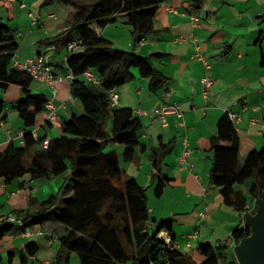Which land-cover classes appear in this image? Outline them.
I'll return each mask as SVG.
<instances>
[{
    "label": "trees",
    "instance_id": "16d2710c",
    "mask_svg": "<svg viewBox=\"0 0 264 264\" xmlns=\"http://www.w3.org/2000/svg\"><path fill=\"white\" fill-rule=\"evenodd\" d=\"M40 1V7L75 6L68 27L39 43L51 46L60 43L65 36V47L71 41L79 46L66 53L64 67L73 75L70 95L80 101L83 112H72L69 118L62 120L60 135L49 140L47 149L40 147L44 137L34 140L32 130L48 98L43 93H31L29 87L33 79L12 66L18 47L15 31L0 22V90H6L10 84L20 87L21 98L13 108L23 127V143L8 142L0 150V181L10 183L25 175L37 179L64 175L60 191L66 193L64 187L68 180H72L73 186L59 213H54L53 209L58 204L57 193L37 202L33 210L13 212L23 225L16 227L1 222L0 240L12 231L17 233L25 226L41 227L51 220L64 228L54 236L59 245L55 255L58 262L63 260L62 252H66L64 261L73 253L77 264H238L222 242L215 245L198 242L188 254L178 248H168L157 234L162 229L169 232L171 219L155 223L150 216L145 189L134 178L123 179L120 158L124 162L134 159L143 122L133 109L112 106L107 92L139 76L148 79V89L155 93L168 88L169 78L152 63V57H160L162 53L141 56L133 50L114 47L94 27L103 28L118 16L122 17L130 27L133 44H137L156 32V11L167 0ZM204 1L188 0L195 11ZM86 69H91L101 83L85 81L81 75ZM3 110L4 102L0 99V114ZM108 143L121 145V153L118 155L114 149L103 151V145ZM238 145L235 126L224 113L217 119L216 135L210 145L209 183L219 189L225 205L238 213L254 212L255 207H248L235 185L245 184L251 200L264 192V143L247 153L243 161L239 159ZM152 164L154 195L159 197L169 179L161 175L158 160L154 159ZM248 234L249 228L241 224L231 232L236 242ZM36 252L34 242L25 243L17 263L24 262L27 254ZM13 256L8 252L5 262L9 263ZM2 262L0 254V264Z\"/></svg>",
    "mask_w": 264,
    "mask_h": 264
},
{
    "label": "crops",
    "instance_id": "0c3cea01",
    "mask_svg": "<svg viewBox=\"0 0 264 264\" xmlns=\"http://www.w3.org/2000/svg\"><path fill=\"white\" fill-rule=\"evenodd\" d=\"M40 2V0H0V22L11 27L10 23L14 21V31H17L23 27L19 20L23 16L22 12H25V20H28L30 27L50 26L55 34L65 30L68 26L63 27L55 23L60 8L57 5L47 8L45 17L36 18V23L31 24V17H34L33 9ZM202 11L205 13L204 19L200 14ZM191 16L198 18L197 24L193 23ZM120 18L118 16L112 23L119 20L120 23L125 24ZM112 23L94 29L104 38L106 30L114 27ZM154 26L156 32L146 37L142 44H138L132 50L141 56H151L156 52L163 54L160 57H152V63L169 78L168 88L151 92L148 89V79L139 76L115 88L120 107L151 113L161 105L176 103L181 112V116L167 115L165 126L158 120L152 119L150 115L140 116L143 123L139 150L141 152L147 150L148 146L143 141L147 140V143H150V150H153L152 158L159 159L158 166L162 176L169 179L159 197L147 198L150 216L155 223L172 219L170 217L172 214L178 215L169 211L172 203L179 206L173 210H179L182 203H187L189 206L186 209L187 216L177 219V222L182 229L188 231H184L181 240H178L174 231V220H171L169 230L172 241L178 249L182 244L181 241L186 240L185 236L191 232L197 234L195 246L198 242L212 243L215 238H221L216 239L217 243L223 242L230 237L232 230L242 223L243 212L238 213L222 203L219 189L209 183V169L212 162L210 145L216 135L217 119L228 111L238 118L233 124L239 138L240 160L243 161L247 153L259 149L264 143V0H205L201 8L196 11L190 7L188 0H167L158 7ZM34 31V29L27 30L25 37L33 34L28 46L34 48V54L43 52V48L46 50L51 48L49 59L54 73L66 75L68 73L64 67L66 50L63 44L66 37L64 36L60 43L47 46L39 43L49 38L47 31ZM24 46H26L25 40L19 43L15 54L19 61L34 55H30V51L25 52ZM197 51L208 61L209 68H205L196 58ZM204 75L213 78L206 95L203 94L200 83V78ZM70 84L67 78L55 83L56 95L53 102L59 106L61 121L69 118L72 112L78 114L83 112L80 101L70 95ZM29 89L31 93L50 96L48 86L40 82L33 87L30 85ZM1 91L0 99L4 102V110L0 114V150L8 142L21 145L18 133L23 134L21 119L17 113L13 114L10 111V108L15 111L13 106L21 98L20 87L11 84L6 90ZM33 130L37 137H47L49 140L58 137L61 133V127H54L46 122L44 112L37 115L36 127H33ZM184 139L188 143L190 153L186 156V163L180 165L177 162ZM111 144L114 145L112 149L117 152L119 145ZM140 155L137 154L136 149L135 157L130 161L132 166H139ZM57 177L37 179L25 175L16 182L0 181V214L13 213V208L22 210L30 193L34 197L33 206L55 194L54 188L62 184ZM130 178L138 182L136 175L126 177V179ZM24 184H28L26 185L28 194L26 190H22ZM72 186V180H68L64 187L65 195L71 194ZM168 190L173 191L174 197L176 194L179 195L180 200L176 202L173 198L167 204L158 206L160 199ZM251 206L250 199L248 207L251 209ZM43 226L37 229L43 230L44 236L35 240L33 236L26 237L31 239L25 243L34 242L37 251L40 247L53 251L54 241H57L54 236L59 234V229L56 224H53L51 229L46 227L43 229ZM18 233L26 239L21 231ZM50 235L55 239L52 243L47 237ZM51 255L54 256L55 264H68V261L58 262L54 252L47 254L46 257ZM1 256L2 261H7L8 252ZM34 256L39 259L37 252ZM18 260V256H13L6 264H17Z\"/></svg>",
    "mask_w": 264,
    "mask_h": 264
},
{
    "label": "rangeland",
    "instance_id": "374dc122",
    "mask_svg": "<svg viewBox=\"0 0 264 264\" xmlns=\"http://www.w3.org/2000/svg\"><path fill=\"white\" fill-rule=\"evenodd\" d=\"M75 2L82 3L83 0H75ZM55 5L60 7L58 10V13H59L58 14V20L55 23L56 24L59 23L63 27L68 26L70 23V20H71V16L73 15V12L75 11V6L73 4H53V5H50L47 7H40V4H39V5H36L33 9V12H34L33 16L37 19H41L42 17H45L46 13L48 12L47 8H50L51 6H55ZM22 13H23V16L20 17L21 19L19 21H20V24L23 25V27H21L17 31L15 30L16 41H17V44L19 45V43H21V41L25 40L26 46H24L23 50L25 52L30 51V55H33L34 54V48H31L32 46L31 47L28 46V44H29L28 42H30L29 40L33 39V34L29 35L28 37H25L28 29H34L35 30L34 32H43V30H46L47 36L49 38L54 37L56 34H55L54 30H51L50 26H46L45 28H42V27H38L37 25H34V26L30 27V25L28 24V20H25V12H22ZM200 14L202 16V19H204L203 16L205 13L202 11V13H200ZM55 16L57 17V13L55 14ZM112 24H113L112 26H114V27H112V29L106 30L104 38L111 40L110 41L111 44L114 47H117L120 49L130 51L133 49V47H137L138 44L132 43L131 34L129 32L130 27L126 23L123 24V23H120L119 20H117L116 23H112ZM10 25L13 29L15 28L14 21H12L10 23ZM45 50H46V48L42 49L43 52ZM16 53H17V50H16ZM36 84H37L36 81H32L31 87L35 86ZM5 105L7 106L8 104H5ZM10 111L13 114H16V112L12 108H10ZM143 141H144V143L147 144L148 148H147V150L141 152L139 150V147H137V154H141L140 160H139V166L138 165H136L138 167H136L135 165L132 166L133 164H131L130 161L124 162L121 160V158H120V166H121L122 174L124 177L123 179H125L126 177H130L132 175H136L138 177L139 185L145 189L146 197L148 198L150 196L151 197L153 196L152 198H155V195H154L155 180H153V173H154L155 169H154L153 164H152L153 160H154L153 159L154 157L152 158L153 150H150V148H149L150 143H147V140H143ZM113 146L114 145H112L111 143L105 144V145H103V151H109L110 149L113 148ZM119 147L117 148V152L120 154L122 151V146L119 145ZM139 151H140V153H139ZM155 159L157 160V158H155ZM158 161H159V159H158ZM147 175H148V178H146ZM161 175H163V174H161ZM16 180L17 179H14V180H12V182H16ZM57 180L59 182H61V181H63V177L58 176ZM26 185H28V184H24L22 190H24V191L26 190L25 192H26V194H28L29 190H28V187ZM246 187L247 186H245V184L235 185V189L240 190L242 192V194L246 200V203L248 205L251 198H250V195H249ZM54 193L59 194V197H58L59 200H58L57 206L53 209H54V213H59L61 211L62 206H63L64 199L67 198L68 195H65L64 191H62V190L60 191V187L58 185L54 188ZM174 196L175 195L173 194L172 190L165 191L163 197L160 199V201L158 203V206L167 204L173 198L176 199V202H178V200H180V196L177 194H176V197H174ZM33 203H34V197H32L31 193H30V195H28L26 197L25 207L22 210H25L28 208L34 209L35 206H33L34 205ZM178 207L179 206L177 204L172 203V205L169 207V211H171V213H178V215L172 214L170 217H172L171 220H174L173 221L174 222V231L177 235L176 237L178 240H181L180 238L183 235L184 231H188V230L182 229V226L180 227L179 222H177V219L184 218L187 216V210L186 209L189 206L187 203L186 204L182 203L180 206L181 208H179V210H173V209H177ZM19 209L20 208H13L12 212L18 211ZM149 212H150V210H149ZM53 224H56V226L58 227V229H59L58 233H62L64 231V228L59 223H56V222L51 221V220L49 223L45 224L42 228L45 229V227H46L48 229H51V226ZM37 228H39V227L38 226L33 227V229H37ZM222 237H226V236H222ZM32 238L35 240L37 238H41V236L39 237V235H33ZM30 239L31 238L23 239L21 237L20 233L17 234L16 232L12 231L9 234L5 235L3 238H1V240H0V253L5 255V253L11 252L14 254V256H18L23 243H25L26 241H28ZM216 239H221V238L213 239L211 242L214 245L217 244L218 240H216ZM185 242H186L185 239H183L181 241L182 244L179 245L180 246L179 251L188 254V253L193 251L192 250L193 248L187 247L185 245ZM53 246H54L53 251L48 250L46 247H40L37 251L38 258L41 260L42 258L46 257V255L49 253H52V252L56 253L57 252L56 250H58V248H59L57 241H54ZM228 251H229L230 255L233 254L232 250L230 248H228ZM66 256H67V253L62 252V258H63L62 261L66 260ZM67 261H68V264H77L76 255L73 253L69 254V258L67 259ZM2 264H6V262L3 261Z\"/></svg>",
    "mask_w": 264,
    "mask_h": 264
},
{
    "label": "built area",
    "instance_id": "2783aa9c",
    "mask_svg": "<svg viewBox=\"0 0 264 264\" xmlns=\"http://www.w3.org/2000/svg\"><path fill=\"white\" fill-rule=\"evenodd\" d=\"M52 17L53 15H49ZM191 19L193 23L197 24L198 18L196 16H191ZM36 18L31 17V24L36 23ZM145 41V39L140 40L137 44H142ZM79 48L76 42H69L66 47V53L75 51ZM196 50H198V46L195 47ZM51 48H48L44 52H37L36 54L29 57H26L25 59L19 61L17 60L16 56L13 57L12 59V66L25 71L33 80L40 82L42 84H45L48 86L50 89V96L47 97L48 99L46 100L44 104V109L43 112L45 114V120L48 124L54 127H61V120H60V115H59V106L54 104L53 98L56 95V86L55 83L59 80L62 81L63 78H67L71 80L73 78V75L71 73H67L66 75L61 74H55L52 68L51 61L49 59L50 53L49 50ZM196 58L200 60L205 66V68H209L208 61L204 58L203 55H201L198 51L195 54ZM82 78H84L85 81L91 83V84H100L101 80L95 75V73L91 69H86L82 73ZM213 78H211L209 75H204L200 78V83L203 88V94L206 95L209 88L211 87L213 83ZM108 97L110 99V104L112 106H118L119 105V96L115 92V88H111L108 90ZM134 113L137 116H147L150 115L152 119L158 120L161 122L162 125H166V116L170 114H175L177 116H181V112L178 109V105L176 103H170V104H165L161 105L160 107L155 108L151 113L147 111H142L135 109L133 110ZM227 115L229 119L234 122L235 120H238L236 115L230 111L227 112ZM32 137L34 140H37V135L35 134L34 130H32ZM18 138L20 139V144L23 143L22 139V133H18ZM49 145V138L44 137V139L40 142V147L45 150L48 148ZM190 153V148H188V143L186 139L183 140V148L180 156L178 157V164L183 165L186 160V156ZM255 202L256 198L252 200V206L251 208L255 207ZM250 212L246 211L242 213V223L241 225H244V216L245 213ZM1 222H6L10 224H14L16 227L22 226L23 223L21 219L17 218L15 214L13 213H7V214H0V223ZM21 234L26 238V237H31L33 235H39L44 236L45 233L41 229H33L31 227H26L21 230ZM157 238L162 241L168 248H178L176 244H174L171 240L170 232H168L165 229H162L158 232ZM186 242L185 245L187 247L193 248L195 246L196 240H197V234L196 232H191L188 233L186 236ZM50 242L52 243L55 239L52 238L51 236L49 237ZM227 248H230L231 250L233 247L236 245V242L234 238L230 235L229 238H227L225 241L222 242ZM14 264V263H13ZM17 264H55L54 256H48L43 259H37L34 255H28L26 260L21 263Z\"/></svg>",
    "mask_w": 264,
    "mask_h": 264
},
{
    "label": "water",
    "instance_id": "95a60500",
    "mask_svg": "<svg viewBox=\"0 0 264 264\" xmlns=\"http://www.w3.org/2000/svg\"><path fill=\"white\" fill-rule=\"evenodd\" d=\"M256 201L254 212H247L244 216V225L249 228V234L232 249L238 264H264V192Z\"/></svg>",
    "mask_w": 264,
    "mask_h": 264
}]
</instances>
